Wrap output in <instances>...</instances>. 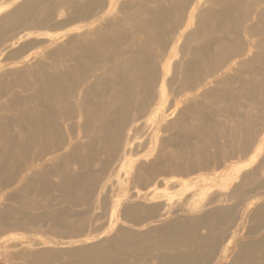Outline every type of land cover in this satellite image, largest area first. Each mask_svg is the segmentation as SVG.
I'll return each mask as SVG.
<instances>
[{
  "label": "rangeland",
  "instance_id": "rangeland-1",
  "mask_svg": "<svg viewBox=\"0 0 264 264\" xmlns=\"http://www.w3.org/2000/svg\"><path fill=\"white\" fill-rule=\"evenodd\" d=\"M0 264H264V0H0Z\"/></svg>",
  "mask_w": 264,
  "mask_h": 264
}]
</instances>
